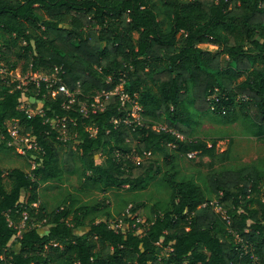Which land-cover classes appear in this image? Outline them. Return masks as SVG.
Segmentation results:
<instances>
[{"label":"trees","instance_id":"1","mask_svg":"<svg viewBox=\"0 0 264 264\" xmlns=\"http://www.w3.org/2000/svg\"><path fill=\"white\" fill-rule=\"evenodd\" d=\"M21 63L41 77L28 85L0 77V148L17 150L8 146L7 129L17 121L20 135L37 146L28 151L37 165L30 174L0 170V264H248L252 254L264 264V171L253 165L214 171L202 182L174 168L163 174L169 206L143 226L137 216H122L126 231L108 219L86 222L83 207L47 212L39 196L42 184L78 169L103 190H145L161 168L128 159L131 142L139 137L142 157L170 145L207 154L206 142L192 140L190 117L198 113L264 127V0H0V68L9 74ZM54 75L61 81H45ZM99 96L102 108L93 112ZM24 97L42 113L22 109ZM127 99L142 108L143 125L127 122L134 120ZM63 144L69 148L61 159ZM100 154L104 165L96 162ZM41 222L45 234L35 226ZM22 224L29 228L19 236ZM80 228L86 231L77 235Z\"/></svg>","mask_w":264,"mask_h":264},{"label":"rangeland","instance_id":"2","mask_svg":"<svg viewBox=\"0 0 264 264\" xmlns=\"http://www.w3.org/2000/svg\"><path fill=\"white\" fill-rule=\"evenodd\" d=\"M199 47L211 54L220 52L218 46L211 44H201ZM246 50L250 51L251 46L247 44ZM221 60L222 66H225L229 62L226 56H222ZM0 77L4 79L8 78L9 84L19 82L21 85H28L31 81H36L41 76L34 78V74L23 70L21 63L14 72H9V74H7L5 68H0ZM47 80L54 85L59 79L57 75H54L53 78H47ZM121 90L122 87L119 86L117 92ZM100 97H97L95 100L96 106L100 104ZM123 98L126 99L127 97L124 96ZM35 103L37 102L33 98L24 97L21 108L27 109L29 114H35L41 110L40 107L37 110L32 109ZM38 104H41V102H38ZM124 104L126 111L135 120L128 118L127 122H136L138 125H143L142 108L136 103V99H127ZM82 110L88 111L89 108L84 104L82 105ZM190 123L193 127L192 140L206 142L207 148L210 150L207 154L200 152L182 154L175 146L170 145L168 152L165 154L159 152L142 157L137 154L139 137L131 142L133 150L128 155V159L131 158L136 164L151 159L156 161L161 168L157 177L149 183L145 190L135 191L129 187L103 190L93 185L92 182H89L83 171L78 169L73 174H65L61 180L42 184L39 188L41 205L47 212H52L58 210L61 206H65L74 213L83 207L86 209L85 212L88 215L85 219L86 222L93 218H96L97 222L108 219L111 228L116 231H126L128 224L123 223L122 216L128 215L131 219L137 216V220L141 221V225L143 226L147 220L153 217L154 211L159 210L162 212V210L169 206L171 190L163 181V174L172 172L174 168L180 171V175L192 176L199 182L204 181L212 172L221 169L242 170L247 165H253L257 170L264 171V127L255 126L250 118L238 116L228 120L211 112L193 115L190 117ZM53 124L56 128L60 129V125H57L59 124L58 122H54ZM156 125L163 127L162 122H157ZM17 127L19 129L17 121L7 122L8 132ZM60 131L63 135L62 140L65 142L67 137H65L62 129ZM5 141L6 136L0 131V144ZM30 143L34 142L31 139H27L23 143L16 140L14 142L11 141L8 146L10 148L16 147L17 150L0 148V170L4 172V176L13 169H21L28 174L33 171V167L37 165V157L29 156L28 151L31 150ZM68 148L66 144L59 147L61 159H63L64 153L68 152ZM74 149L76 150L75 147ZM172 156H176L177 159L173 160ZM105 158L103 154L97 156V164L104 165ZM89 175L87 174V176ZM260 185L262 187L261 196L264 199L263 181ZM28 198L29 193L23 191L21 193V202L26 203ZM134 207H138V209L132 214L130 212ZM78 214L81 218L84 217L83 212H79ZM68 222H72V216L69 217ZM35 226L40 229L42 234L47 233L48 226L45 225V222H41ZM28 228L29 225L22 224L18 235L21 236L23 231ZM85 231L81 228L76 229V234L82 235ZM143 232L144 228L140 227L137 233L141 235ZM248 264H253L252 258Z\"/></svg>","mask_w":264,"mask_h":264},{"label":"built area","instance_id":"3","mask_svg":"<svg viewBox=\"0 0 264 264\" xmlns=\"http://www.w3.org/2000/svg\"><path fill=\"white\" fill-rule=\"evenodd\" d=\"M37 77H38V75L34 74V78H37ZM48 78H49V77H48ZM51 78H53V77H51ZM58 79H59L58 81H61L60 78H58ZM45 81H48L47 78H45ZM51 81H53V79H51ZM58 81H57V82H58ZM60 90L63 91L67 96H71V93H70L68 90H66V88H65L64 86L60 87ZM70 103H73V101H71ZM101 108H102V104H98L97 106H96L95 104L92 105V111H93V112H95L97 109H101ZM81 112L84 113L85 115L88 114V111L81 110ZM37 113H42V110H40V111L37 112ZM30 115H32V114H30ZM53 123H54V122H53ZM9 134H10V136H11V138H12V142H14V141L17 140V141L23 143L24 141L27 140L25 137H23V136L20 135V132H19L18 127H17V128H14L13 130H10V131H9ZM21 137H22V138H21ZM178 137L181 138V136H178ZM30 145H31L30 149H36V148H37V146H36L35 143H30ZM35 168H36V165L33 167V170H35ZM32 177H34V176L32 175ZM262 201L264 202V199H263V198H262ZM211 205H213V206L215 207V211H216L217 213H220V214L223 216L224 219L227 218V217H226V212L223 211L221 207L217 206V202H216V201H215V202H212ZM204 206H205V205H204ZM26 218H27V217H26ZM26 218H25V219H26ZM137 222L140 223V224L142 223V222L139 221V220H137ZM112 229H113V228H112ZM251 258L253 259V264H261V263L259 262V259H258L254 254L251 255L250 259H251Z\"/></svg>","mask_w":264,"mask_h":264}]
</instances>
